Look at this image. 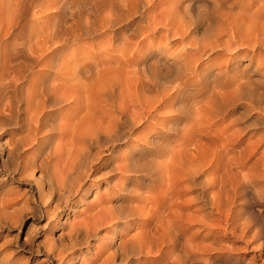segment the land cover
Returning <instances> with one entry per match:
<instances>
[{
  "label": "bare ground",
  "instance_id": "obj_1",
  "mask_svg": "<svg viewBox=\"0 0 264 264\" xmlns=\"http://www.w3.org/2000/svg\"><path fill=\"white\" fill-rule=\"evenodd\" d=\"M77 2L0 0V125L20 123L26 132L9 143L7 157H18L24 147L37 140L45 112L70 105L63 116L67 126L84 130L59 180L55 169L50 168L47 180L53 178L54 184L47 195L40 193L39 199L47 196L50 203L58 205L72 195L85 196L91 189L85 185L89 176L105 167L103 183L112 176L123 181L116 191L88 204L90 214L84 218L83 212L82 220L77 218L76 224L69 225L68 234L62 231L61 235H67L70 244H83L97 235V227L111 231L117 227L119 233L120 228L131 225L136 233L109 250L111 264L114 257L125 264H220L224 247L212 238L217 231L203 234L201 239L198 232L190 231L196 224L203 230L209 228L210 220L244 239L246 245L258 243L262 251L264 164L255 165L264 159L256 158L248 173L242 175L254 150L237 147L233 134L213 129V122L234 111L236 104L241 105L242 116L256 104L260 112L264 111V101H260L264 90L248 76L240 75L241 81L233 90L222 92L229 88L227 64L212 63L210 75L203 72L204 78L198 66L200 57L216 50H231L230 59L245 56L247 49L264 51V0H109L103 7L95 3L93 12H85L91 9L84 7L85 0L81 5ZM126 9L140 11L144 20L129 35L116 33L105 55L82 50L67 56L60 49L83 34L114 29L124 22ZM50 10L69 11L78 32L62 31ZM161 37L180 40L181 50L170 54L166 45H155ZM141 43L145 45L139 52ZM192 52L198 55L194 61L189 58ZM149 55L156 56L145 65ZM253 55L248 63L257 61ZM251 70L264 75L257 62ZM190 86L194 87L191 91ZM197 104L202 107L196 108ZM32 107L37 111L29 115L27 110ZM20 113L26 115L23 123L17 119ZM180 122L185 124L179 126ZM57 128H48L49 138L57 134ZM136 130L145 143L142 152L135 143L132 145ZM152 131L159 136L150 135ZM154 138L165 140L166 145ZM38 144L43 145L39 164H46L55 147L42 139ZM118 145L127 149L115 151ZM156 158L159 161L153 164ZM15 166L18 168L19 162ZM145 179V194H135V189L145 188ZM128 184L135 189H129ZM252 186L257 188L255 192ZM187 194L194 196L185 199ZM192 202L194 209L188 205ZM236 204L242 206L240 212L234 210ZM213 250H218L217 256L208 260ZM198 255L207 257L200 262Z\"/></svg>",
  "mask_w": 264,
  "mask_h": 264
},
{
  "label": "rangeland",
  "instance_id": "obj_2",
  "mask_svg": "<svg viewBox=\"0 0 264 264\" xmlns=\"http://www.w3.org/2000/svg\"><path fill=\"white\" fill-rule=\"evenodd\" d=\"M77 1V3L79 4L81 0ZM106 1L107 0H85L84 4L83 2H81L79 5L83 4L87 9L91 7V9L85 12H93V9H96L95 5L103 7L102 5H107L109 0L107 2ZM126 10H128V14L126 16L127 19L125 18L124 22L122 20L114 27V29L104 28L103 30L101 29L99 31L90 32L89 35L83 34L72 43H69L67 46L60 47V49L64 51L67 56L79 53V51L81 52L82 50H88V52L95 55H98L100 51L102 55H105L109 51V44L115 39L116 33H124L126 35H129L136 28H138V26L144 20L143 15H141L140 11H137L136 13L138 14H136L135 12L132 13L129 9ZM50 11H52L53 20H56L57 23L61 24V26L59 27L62 31H64L65 33L68 31L78 32L77 22L75 21V19L69 16V11H66L64 14L57 13L54 10ZM35 20L39 21L38 18H36ZM144 45L145 44L141 43L138 46L137 51H143ZM155 45H166L169 50L168 53L170 54H174L180 51L182 47L180 40L171 41L169 38L164 37L157 39ZM249 51L251 50H245L246 55H240L236 59H230V55L232 52L231 50L225 49L216 50L214 53L209 55H203L199 58L200 64L198 68L201 72L200 77L204 78L205 74L210 75L213 69L212 67H210L212 63H220V65L226 63L227 65H225L227 68L226 70L228 75L229 88H223V91H220L226 92L233 90L236 87V83H238V81H241L240 79L242 75H246L245 77L248 76L252 80V82H254V85L257 88L264 90V75L262 76V73L255 74L251 70L253 69V65H256L257 62L259 64V67H262L264 72V51L261 49L255 50L254 52L251 51L253 53ZM117 53V55L121 56L120 52ZM252 54H254L253 59L257 61L255 62L252 60V62L248 63L249 57ZM155 56L156 55H149V57L145 59L144 64L148 65ZM197 57L198 55L194 52L189 55V58L193 61ZM37 69H39V67L34 68V71ZM53 81L57 82L58 79ZM193 88V86H190V91L193 90ZM260 101L263 102L264 98ZM202 104H197L198 107H194L201 108ZM69 106L70 105H63L61 107H58L57 109H52L54 111V114L52 116H50V114L53 111H51V109H46L48 110V113L45 112V115L41 116L40 130L37 131L36 135L37 140L32 144L24 147L19 156L16 157L18 159H13L9 156L7 157L6 150L11 147L10 144L12 143L13 139H19L25 135L26 132L23 124H7L6 122L5 124L0 125V264H111L109 260V250L111 251L113 249L116 242L124 241L128 235V237H130L134 234V232L136 233L137 231L131 225L125 228H120L119 233H116L117 227H115L114 230L111 231L101 226L97 227V235H95L94 237L90 236L91 238L89 237L90 239H87L88 242L83 244H70L71 242L68 241L67 235H61L62 231L63 233L68 234L69 225L76 224L75 221L77 222V218L79 220L81 217L82 220L83 217L85 218L90 214L89 210H87L89 209L88 204H95L98 201L97 199L105 196V194L109 195L111 192L116 191V187L122 184L123 181L120 182L117 176H112V179L110 178L107 183H103L104 181H102V175H104V172H106L104 170L107 169V167L101 168L98 172L91 174L87 182L85 183L88 188L91 186V189H89V191L85 193V196H70L68 198L69 203L72 202L70 204L68 203V201L66 203L60 201V204L58 205H56L54 202L50 203L49 201H51V199L47 196L39 199L38 195L40 193H43L44 195L46 193L48 194L50 191V187L54 184L53 178L51 181L47 180V175L50 176L49 170L51 171V169H55V175L58 180L62 177L64 173L63 171L65 169V166L67 165L70 155H73L72 153L74 152L77 143H79L78 139L80 140L82 130H84L83 128H81L82 130L80 129L81 126H78L76 128L70 125L67 126L68 122L66 119H64L63 116L68 113ZM251 109L254 110L252 111ZM251 109L245 116H242L240 114L242 111L241 105L236 104L234 107V111H232L231 109V111H228V114L226 113L222 119L213 122V129H219L225 133L233 134V137L238 141L237 147L249 148L250 146V149L254 150V156L247 162L246 167L240 172L242 175L248 173V169L255 163L254 161L256 158L264 159V111L260 112L258 104L254 105V108L252 107ZM36 111L37 109L32 107L27 110V113L29 115H33ZM24 116H26L24 115V113H20L17 119L20 120L21 123H23L22 120ZM149 119L150 118H148L146 121H150ZM185 122H180L181 124L179 123V126L184 125ZM244 126H246V129L243 128ZM50 127H58L56 130L57 134L52 138H49L47 134V131H49L48 128ZM69 127L72 128L69 129ZM154 131H152L150 135L154 137L159 136L156 135ZM132 133V135H134L132 136V145H134L135 143L138 147V151L142 152V150L145 148L144 140L139 139L142 133H140V130H136ZM40 138L42 140H46V144H48L50 147H55L56 150L54 156L46 164L42 162L41 164H39L41 161L40 158L43 157V153L41 150V147L43 145L38 144V141L41 140ZM171 138L174 139L176 138V136H171ZM154 141H156L158 144L166 145V141H160V138H154ZM126 149V146L118 145L116 146L115 151L123 152ZM158 158H160V156ZM158 158L153 160V164L159 161ZM18 162L20 167L18 166L17 168L15 165ZM260 163L261 162H258V165L256 164L255 168L259 166L262 167L264 163L262 162L261 165ZM111 182H114L113 185ZM142 183H144L142 187L145 188L135 189L131 184H128L127 186L129 189H135V194L144 195L148 180L145 179ZM95 189L96 192H94ZM256 189L257 188L252 186L253 192H255ZM192 195L194 196V194H187L184 198H190L192 197ZM1 200L3 201V206H1ZM186 203L187 202H185L184 205ZM50 205H55L53 207L55 209H51L52 207ZM188 205L191 209H194L196 207L193 202ZM49 207L51 208L49 209ZM68 207H70L71 210ZM254 207L255 209L258 208L256 204L254 205ZM46 209H49V213ZM56 209L58 210L56 211ZM191 209H188L187 211L189 212ZM241 209L242 206L239 204H236V206L234 207V210L236 212H240ZM45 211L46 213L44 214ZM83 212H85V214H83ZM47 214L50 218L47 216ZM209 222L212 224L207 229L203 230L200 225L196 224L190 228V231L198 232V239H201L203 234H210L214 231H217L215 236L212 235V238H214L213 240H215V242L224 247L223 261L219 262L220 264H264V249L260 251L259 247H257L258 243H250L249 245H246L244 239L236 238L234 235L230 234L228 231L224 230L213 221L211 222L209 220ZM122 230L123 233H121ZM111 239L113 240V242ZM217 251L214 252L213 250L208 260H212L214 257H216ZM175 253L181 252L175 251ZM205 257L207 256L198 255V259L200 258V262H203V259ZM149 258V260L152 259V257ZM141 260H144V258H141ZM113 261V264H125L121 263L118 257H114ZM132 263L134 264V262H130L128 264ZM137 263L150 264L147 261L136 262L135 264Z\"/></svg>",
  "mask_w": 264,
  "mask_h": 264
}]
</instances>
